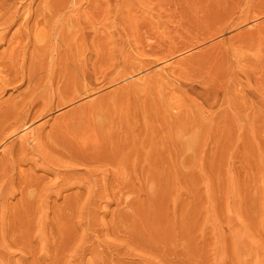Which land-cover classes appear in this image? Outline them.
Here are the masks:
<instances>
[{
	"label": "rangeland",
	"instance_id": "1",
	"mask_svg": "<svg viewBox=\"0 0 264 264\" xmlns=\"http://www.w3.org/2000/svg\"><path fill=\"white\" fill-rule=\"evenodd\" d=\"M3 1L1 5L14 2L12 6L9 3L10 7L19 10L27 7L19 11L23 13L19 20L29 11L33 13L35 7L41 11L43 5H53V0L49 5L47 0L46 4L44 0ZM60 1H53V6L62 7L66 0ZM67 1L69 4L64 6L72 7L64 18L73 13L83 17L81 12H88L84 17L87 26L91 25L86 27V43L77 37L81 50L86 46L82 52L79 50L82 58L77 52L80 44H68L72 49L77 46L74 50L69 46L73 60L78 61L79 56V64L87 60L85 68L83 64H75L80 70L68 64L65 67L69 71L76 70L66 74L63 70L67 59L62 57L66 53L62 50H67L65 42L61 41V46L58 38L42 32L40 36L34 31L38 21L30 20L29 28L34 33L28 36L31 39L22 41L26 45L17 52L25 55L17 56L19 60L14 62L16 67L25 68L23 73L17 71L18 81L8 84L0 96V101L9 103L25 96L38 113H43L40 106L47 98L51 106L38 118L30 119L26 129L23 126L11 135V128L3 131L0 160L12 144L18 145L23 133L37 131L36 125L44 126L39 127L41 132L38 130L36 141L40 145L47 142L46 135L59 141V132L64 135L61 139L69 138L64 143L73 142L61 143L68 149L59 145L58 151L56 145L63 140L56 145L49 140L53 146L48 148L52 144L47 142L45 161L36 156L34 161L28 155L31 160L21 166L30 177L42 180L34 177L40 184L36 182L39 187L37 191L32 188V194L40 192L37 196L42 200V195L48 194V198L37 202L38 209L35 203L34 212L29 208L34 221L28 213L26 216L25 221L32 222L27 225L32 235L29 248L33 249L13 246L7 257L12 259L9 263L51 264L53 257L57 260L52 259V264H264V0ZM47 24L42 26L49 31L46 28L52 24ZM13 26L5 44L0 42V52L19 25ZM37 35L39 40V36L34 37ZM56 56L66 59V63L62 59L64 64H60ZM8 61L5 58L0 68L6 71L9 67L8 72H15L11 69L16 67ZM58 71L64 74L58 75ZM49 92L50 98L46 95ZM67 97L74 99L56 107L59 99ZM36 104L40 105L38 109ZM86 125L89 130L84 129ZM57 127L65 130L58 131ZM81 139L86 147L78 144ZM77 147L90 152L84 149L82 155ZM93 150L99 155L93 156ZM88 156L93 160L90 163ZM48 157L51 162L56 159V164L46 162ZM64 157L66 161L61 160ZM86 162L93 163L88 166ZM18 218L13 219L14 224ZM43 244L53 246H48L50 252ZM24 253V261L20 258L19 262Z\"/></svg>",
	"mask_w": 264,
	"mask_h": 264
},
{
	"label": "bare ground",
	"instance_id": "2",
	"mask_svg": "<svg viewBox=\"0 0 264 264\" xmlns=\"http://www.w3.org/2000/svg\"><path fill=\"white\" fill-rule=\"evenodd\" d=\"M10 1V0H9ZM13 1V0H12ZM11 1V2H12ZM40 1V0H39ZM46 0H44V3L46 4V2L48 1L49 2V0H47L46 2H45ZM53 1H55V0H53ZM52 1V3L51 4H53L54 5V2ZM61 1H63V0H61ZM60 1V2H61ZM76 1V0H75ZM74 1V3H76ZM82 1V0H81ZM86 1V0H85ZM3 2H5L6 3V0L5 1H3ZM37 2V1H36ZM47 2V5H49L50 4V2L48 3ZM59 2V3H60ZM65 2V4H66V2H68L67 0L66 1H64ZM73 2V1H72ZM10 3V2H9ZM9 3L8 4H5V5H1L0 4V42L2 41L4 44H5V37H6V35H7V33L9 32V30H11V27L14 25V24H18L19 26H17L16 28V30L14 31V32H12V34H11V37H9V39H8V43H6V45H5V49H4V51H2V52H0V63H3V60L5 59V58H7L9 61V63L8 64H10L11 66H13V67H16V59H17V56H20V55H18V49H20V50H22L23 48H24V45H26L25 43H22V41L25 39L26 40V38H28V36H30L31 35V33H34L33 32V30H31L29 27V25H30V20H32V21H34V20H37L38 21V23H36L37 25H35V30L34 31H36V33L37 34H40L41 32L42 33H44L43 35H45L46 34V36H48V37H50V38H56V40H57V38L60 40V45H61V43L64 41L65 42V45H66V49L67 50H62V51H66V53H65V56H62V57H65L66 59H67V63L65 62V60L66 59H63L62 57H60V62H59V57H57L58 56V54H57V56H56V59H57V61L60 63V64H64V63H61L62 61V59L64 60L63 62H65L66 64H64V67H65V65H68L69 64V66L68 67H71V65H75V64H77L78 66H80L81 64H83L84 66V68H85V63H84V61H86L87 62V60H84V61H82V63L81 64H79V60H80V56H81V54H80V51L79 50H81V48H80V46H82L81 45V43H79V41H78V38L77 37H79V40H81V42L83 43L84 41H83V39H85V31H86V29L88 28V26L89 25H91V24H89L88 26H87V22H86V20H85V17L84 16H87V14L86 13H88V12H85V11H83V12H85L84 14L81 12V14L82 15H84L83 17L82 16H76L77 14L75 13V15H74V13L72 14V16H71V14H68V15H70V16H68V17H65L64 18V14H65V16H67L66 14V12L68 11H70V7H72V5L68 8L67 6H64L65 4H63V2L60 4V5H62L63 4V6L61 7V6H59V4H57L58 6H56V4H55V6H45V5H43V7H42V5L40 6V7H42V9H41V11L38 9V8H34V12L33 13H30L31 11H29L28 13L29 14H27V15H24L25 17H22L23 15V13L22 12H20L19 13V11L20 10H22V11H24L25 9L27 10V7L24 5V6H21V8L22 9H18V7H10V5H9ZM14 3V2H13ZM12 3V4H13ZM32 3V2H31ZM30 3V4H31ZM57 3V2H56ZM83 3V2H82ZM11 4V3H10ZM12 4H11V6H12ZM15 4V3H14ZM37 4H39V3H37ZM68 4H69V2H68ZM27 5V4H26ZM32 5V4H31ZM15 6V5H14ZM26 7V8H25ZM74 7V6H73ZM33 8V7H32ZM24 9V10H23ZM35 9H38V10H35ZM74 9V11H75V8H73ZM73 9L71 10V11H73ZM82 10H84L83 9V7L81 8ZM80 9V10H81ZM30 10H31V8H30ZM76 10H77V6H76ZM79 10V9H78ZM78 10H77V12H78ZM32 11H33V9H32ZM26 12L27 11H25L24 13L26 14ZM79 14H80V12H78ZM19 14H21L20 16H21V20H19ZM80 14V15H81ZM6 15H8V17H5ZM87 19V18H86ZM89 19V18H88ZM18 20L20 21V22H18ZM37 21H35V22H37ZM88 22H89V20H87ZM35 22H33V23H35ZM53 22V23H52ZM46 23H48L47 25H49V23L50 24H52L51 26H48L49 28H46L47 30L49 29V31H46L44 28H45V26H42V25H44V24H46ZM32 24V23H31ZM46 25V26H47ZM55 25V26H54ZM16 26V25H15ZM37 26H39V28H36ZM41 26V27H40ZM14 27V26H13ZM31 27H33V26H31ZM87 27V28H86ZM33 29H34V27H33ZM31 30V31H30ZM36 33H35V35H36ZM10 34V33H9ZM42 34H40V36H41ZM32 36V35H31ZM30 36V37H31ZM39 35H37V36H34L35 38L36 37H38ZM40 36H39V38H38V40L40 39ZM46 36H45V38H46ZM34 37H32V38H34ZM43 37V36H42ZM8 38V37H7ZM34 38V39H35ZM77 38V39H76ZM28 39H31V38H28ZM37 39V38H36ZM35 39V40H36ZM49 39V38H48ZM24 40V41H25ZM58 40V41H59ZM87 40V39H86ZM33 42H35L34 40H32ZM51 41V40H50ZM58 41H56V42H58ZM62 41V42H61ZM7 42V41H6ZM30 42V41H29ZM37 43H39L38 41H36ZM43 42V41H42ZM72 42V43H71ZM73 42H76L77 44H80V45H78L79 46V49L77 50V52H78V54H80V56H79V59H78V61L76 60V58H75V60L77 61H75V60H73V56H71L72 54L70 53L71 51H70V48H71V50H74V49H72V47L70 46V45H68V44H74ZM32 43V42H31ZM48 42L46 41V44H47ZM59 43V42H58ZM86 42H84V44H85ZM9 44V47H8V49H6L7 47V45ZM23 44V45H22ZM29 44V43H28ZM27 44V45H28ZM1 45V44H0ZM37 46H38V44H36ZM63 45V44H62ZM61 45V46H62ZM75 45V44H74ZM69 46H70V48H69ZM84 47V49H82V50H85V47L86 46H83ZM63 48V47H62ZM64 49H65V47H64ZM19 50V51H20ZM82 50H81V52H82ZM22 52V51H21ZM21 52H20V54H21ZM24 52V51H23ZM76 52V53H77ZM5 53V54H4ZM63 53V52H62ZM74 53H75V51H74ZM84 53V52H83ZM61 53H59V55H60ZM25 54H23V56H24ZM76 55V54H75ZM76 55V56H77ZM23 56H20V57H23ZM77 56V57H78ZM82 56H83V54H82ZM82 56H81V58H82ZM49 57H50V55H49ZM75 57V56H74ZM85 57V56H84ZM86 57H87V55H86ZM19 58V57H18ZM22 59V58H21ZM25 59V58H24ZM50 60L52 59L51 57L49 58ZM17 60H19V59H17ZM45 60H46V58H45ZM53 60H55V59H53ZM21 61V60H20ZM47 61V60H46ZM14 62H16V63H14ZM19 62V61H18ZM21 62H24V61H21ZM21 62H19V64L21 63ZM58 62H56V63H58ZM7 63V62H6ZM42 63H45V61H43ZM49 63V62H48ZM54 63H55V61H54ZM59 63H58V65L57 66H61V65H59ZM14 64H15V66H14ZM41 64V63H40ZM51 64V63H50ZM51 65H53V64H51ZM55 65V64H54ZM1 66V65H0ZM22 66H23V64H22ZM21 66V67H22ZM41 66V65H40ZM43 66H45L44 64H43ZM49 66V65H48ZM63 66V65H62ZM61 66V67H62ZM82 66V65H81ZM2 67V66H1ZM7 67H8V65H7ZM12 67V68H13ZM42 67V66H41ZM47 67V66H46ZM46 67H44V68H46ZM56 67V66H55ZM63 67V68H64ZM67 67V68H68ZM74 67H76L77 69H79L80 67H77L76 65L74 66ZM82 67V69H84ZM9 68V67H8ZM8 68H7V70L5 71V70H3V68H0L1 70H0V96H2V94L6 91V86H8V84H12V82L14 81H18V80H16V76H17V71L20 73H23V70H24V68L25 67H23V70H22V68H19V66L18 67H16L15 69H11V67H10V69L11 70H16L15 72H8ZM57 69L56 70H59V68L58 67H56ZM66 68V67H65ZM65 68H64V72H66V74H69L68 72H70L71 71V73H73V71L74 70H76L75 68H74V70L72 71V69L73 68H71V70L69 71L67 68H66V70H65ZM48 69H49V67H47V71H48ZM52 69V71H53V67H51L50 66V70ZM3 70V71H2ZM46 70V69H45ZM60 70H62V68H60ZM80 70V69H79ZM52 71H49V72H52ZM78 71V70H77ZM85 71V70H84ZM59 72V73H58ZM58 72H56V75H57V73H58V75H61V73H62V75L64 74V72H61V71H58ZM76 72V71H75ZM25 73V72H24ZM53 74H54V72H52ZM76 73H78V72H76ZM79 73H81V75L80 76H82L83 74L82 73H84L83 71L82 72H79ZM50 74V73H49ZM49 74H46V75H49ZM65 74V76H67ZM21 74H19L18 76H20ZM69 75H71V74H69ZM68 75V76H69ZM22 76H23V74H22ZM22 76H20L21 78H22ZM45 76V75H44ZM64 76V77H65ZM79 76V75H78ZM24 77V76H23ZM27 77V76H26ZM46 77V76H45ZM72 77V76H71ZM76 76H74V78H75ZM21 78H20V80H21ZM44 78V77H43ZM48 78H49V76H48ZM52 78H54V76H52L51 75V78L50 79H52ZM67 78V77H66ZM74 78H71V80L72 79H74ZM82 78V77H81ZM23 79V78H22ZM47 79V78H46ZM45 78H44V80H46ZM49 79V80H50ZM78 79H79V77L77 78V81H78ZM83 79V78H82ZM85 79V78H84ZM19 80V81H20ZM30 80V79H29ZM48 80V79H47ZM68 80V79H67ZM54 82V80L52 79L51 80V82ZM75 81V80H74ZM74 81H72V82H74ZM76 81V82H77ZM29 82V81H28ZM42 82V81H41ZM40 82V83H41ZM51 82L49 81V83L51 84ZM52 82V83H53ZM84 82H85V80H84ZM38 83V82H37ZM80 83V79H79V82L78 83H76L77 85ZM82 84H83V82H81ZM81 84V85H82ZM40 85H42V84H40ZM71 85L73 86V87H75L76 85H75V82L72 84L71 83ZM80 85V86H81ZM34 86V85H33ZM37 86H39V83H38V85ZM43 86V85H42ZM46 86V85H45ZM48 86V85H47ZM72 86L70 87V88H72ZM83 86H85V85H83ZM83 86H81V87H83ZM87 86V85H86ZM85 86V87H86ZM44 87V86H43ZM43 87H41V88H43ZM49 87H52V85L51 86H49ZM84 87V88H85ZM34 88H36L35 90L37 91L38 89H37V87L35 86ZM40 88V87H39ZM79 88V87H78ZM44 89V88H43ZM42 89V90H43ZM45 89H46V87H45ZM58 89L60 90V88H59V85H58ZM81 89V88H80ZM31 90V89H30ZM76 90H77V87H76ZM82 90V89H81ZM81 90L79 91V90H77L78 92H81ZM87 90H89V89H87ZM34 91V90H33ZM33 91H30V93L32 92L33 93ZM38 91H40V90H38ZM43 91H45V90H43ZM47 91V90H46ZM75 91V90H74ZM35 92V91H34ZM42 92V91H41ZM51 92V91H50ZM50 92L49 93H47L46 95H48V94H50ZM58 92V91H57ZM89 91H87L86 92V89H85V93H88ZM29 93V94H30ZM31 93V94H32ZM38 93H40V92H38ZM45 93V92H44ZM82 93V92H81ZM83 93H84V91H83ZM82 93V94H83ZM90 93V92H89ZM35 94V93H34ZM40 94H43V92L42 93H40ZM44 95V94H43ZM71 95V94H70ZM28 96V95H27ZM31 96V95H30ZM35 96H39V98H40V96H42V95H38V94H35ZM34 96V97H35ZM45 96V95H44ZM51 96V95H50ZM50 96L48 95V97L50 98ZM77 96H79V95H77ZM77 96H74V97H76L77 98ZM33 97V96H32ZM31 97V98H32ZM43 97V96H42ZM74 97H67V98H62V99H59L58 100V102H57V105H56V107H60L61 105H63V104H65V103H67V102H70V101H72L73 99H74ZM24 98H25V96H24ZM24 98H22L20 101H17V102H12V103H9V102H3V100L2 101H0V141H3L4 140V136H2V134H3V131L4 130H8L9 128H11L12 129V131H11V133H10V135L13 133L14 134V132L16 131V130H18V129H21V128H23V126H25L26 125V123L30 120V119H35L36 117L38 118L39 117V115L41 116V113L42 112H40V113H38L37 112V110L35 111L34 109H32L31 108V106H32V102H31V100L30 101H27L28 99H24ZM27 98V97H26ZM38 98V99H39ZM47 98V97H46ZM14 99V98H13ZM44 99V98H43ZM33 101H34V103H36L35 102V98L34 99H32ZM47 100H48V98H47ZM47 100H46V102L43 104V106L41 105H39L40 107H43L42 108V111H43V113H45L44 112V110L43 109H45V108H47L48 107V105H49V101L47 102ZM14 101H15V99H14ZM39 101V100H38ZM41 101V100H40ZM39 101V102H40ZM45 100H42V102H44ZM41 102V103H42ZM38 103V102H37ZM34 106V105H33ZM32 106V107H33ZM38 104H36V108L38 109ZM50 108H51V106H49ZM47 108V110L48 109H50V108ZM33 108H35V106L33 107ZM34 110V112L32 113V111ZM46 110V109H45ZM38 113V114H37ZM42 113V114H43ZM104 118V117H103ZM74 119H76V117L74 118ZM82 121H83V119H81ZM89 120H90V118H89ZM98 120V119H97ZM104 120H105V118H104ZM75 121V120H74ZM73 121V123H75ZM87 121V120H86ZM92 121V120H91ZM84 122H85V120H84ZM101 122V121H100ZM103 122V121H102ZM43 122H41V124H42ZM81 123V122H80ZM79 123V124H80ZM98 123V122H97ZM96 123V124H97ZM106 123V122H105ZM44 124V123H43ZM42 124V125H43ZM69 124V123H68ZM77 124V123H76ZM103 124V123H102ZM59 125V124H58ZM74 125V124H73ZM87 125L89 126V124L87 123ZM87 125L86 126H84V129L87 127ZM90 125H91V123H90ZM60 126V125H59ZM67 125H65L64 124V127H65V129L63 128V127H61V128H63V131L65 130L66 131V133H68L67 132V127H66ZM70 126V125H69ZM68 126V127H69ZM78 126V125H77ZM76 126V127H77ZM93 126H94V124H93ZM92 126V127H93ZM40 127V126H39ZM39 127H37V125H36V128H38V129H36L37 131H29L28 133H27V131H26V133H23V136L22 137H19L20 138V140L17 142L18 143V145H11V147H9V149L6 151V153L2 156V158H1V160H0V264H8L9 263V260L11 261L12 259H8L9 257H10V249L14 246V247H16V248H20V250H26L27 248L29 249V250H32V249H30L31 248V242H30V239L32 240V238H31V236L32 235H30V233H31V228L27 225V223H32V222H28V221H25V220H27L26 219V216H29V215H31V213H28V212H30V210H33V212H34V209L37 207V202L38 201H41L42 199H41V196L39 197V196H37V195H39V193H37L35 196L32 194L34 191H37L36 190V188L38 189V187H39V185H37L36 184V182L37 183H39L40 184V182H38V181H42V180H38V177H35V175H33L32 177H30L31 175H29V172L27 173V171H25L24 172V170H22V168H21V166L23 165V163H25L26 161L28 162V160L30 159L31 160V157L30 156H32V157H34V158H32L34 161H35V159H36V157L37 158H39V159H41V160H43V158L45 159L46 158V156H45V154H43L44 152H43V150H45L46 148H47V142H49V140H50V142H51V138L49 139V137H48V135H46L47 137H48V140H47V137H44L45 136V134H44V136L42 135V139H43V137L44 138H46V141L47 142H42V144L40 145V144H38L37 143V139L39 138V131L38 130H40V132H41V130L42 129H39ZM44 126H42V127H40V128H43ZM71 127V126H70ZM75 127V129H77ZM95 127V126H94ZM102 127V126H101ZM27 128V126H25V128L24 129H26ZM61 128H59V129H61ZM71 128H73V127H71ZM70 128V129H71ZM23 129V130H24ZM55 129V128H54ZM54 129H53V131H54ZM58 129V127H57V130L58 131H62V130H59ZM83 129V128H82ZM86 129H88L89 130V128L87 127ZM98 129H99V126H98ZM34 130H35V127H34ZM51 130V129H50ZM90 130H91V127H90ZM94 130V129H93ZM21 131V130H20ZM58 131H57V133H58ZM76 131V130H75ZM84 131V130H83ZM86 131V130H85ZM84 131V132H85ZM23 132V131H22ZM52 132V131H51ZM50 132V133H51ZM55 132V131H54ZM77 132V131H76ZM49 133V132H48ZM48 133H46V134H48ZM59 133H61L62 135H63V133L62 132H59ZM82 133V132H81ZM95 133V132H94ZM9 134V133H8ZM18 134V133H17ZM52 134V133H51ZM51 134H49V135H51ZM60 134V135H61ZM75 134V133H74ZM74 134H72V135H74ZM78 134H80V133H78ZM85 134H86V132H85ZM92 134V133H91ZM4 135V134H3ZM10 135H8V136H10ZM41 135V134H40ZM58 136L57 135V137L58 138H60L61 139V136ZM82 135V134H81ZM87 135V134H86ZM89 135V134H88ZM96 135H97V133H96ZM52 136H55L56 137V135H54V134H52ZM64 136V135H63ZM76 136H78V135H76ZM85 136V135H84ZM92 136V135H91ZM98 136V135H97ZM6 137V136H5ZM56 137V138H57ZM67 137V136H66ZM70 137H71V135H70ZM79 137V136H78ZM77 137V138H78ZM82 137V136H81ZM94 137V136H93ZM7 138V137H6ZM41 138V137H40ZM64 138V137H63ZM63 138L61 139V140H63ZM68 138V137H67ZM91 138V137H90ZM18 139V138H17ZM59 139V141H55V140H52V143H54L53 141H55V145H56V143L57 142H60L61 140ZM65 139V138H64ZM69 139V138H68ZM68 139H66V140H68ZM79 139H80V137H79ZM79 139H76V140H79ZM85 139V138H84ZM66 140H63L62 142H60L59 144L57 143V150L59 151V145L60 146H64V145H61V143H64V141H66ZM86 140V139H85ZM84 140V142L82 141V139H81V142H79L78 144H81L82 142L83 143H86V141ZM93 140V139H92ZM98 140H99V138H98ZM32 141H35V144L33 145L32 144ZM43 141V140H42ZM74 141H75V137H74ZM88 141H90V140H88ZM94 141V140H93ZM97 141V140H96ZM4 142V141H3ZM14 142V141H13ZM49 142V143H50ZM69 142H72V141H70L69 140ZM68 141L66 142V143H69ZM76 143L78 142V141H75ZM74 142V143H75ZM39 143H41V141L39 142ZM52 143H50V144H52ZM66 143H64V144H66ZM73 143V142H72ZM75 143V144H76ZM182 143V142H181ZM49 144V145H50ZM77 144V145H78ZM96 144V143H95ZM54 145V146H55ZM68 145H71V143L70 144H68ZM73 145V144H72ZM71 145V146H72ZM81 145H85V144H81ZM81 145H79V147H82ZM98 145V144H97ZM53 146V144L50 146V147H48V148H50V149H52L51 147ZM66 146V145H65ZM64 146V147H65ZM70 146V147H71ZM76 146V145H75ZM94 146H96V145H94ZM64 147H63V149H64ZM69 147V146H68ZM69 147V148H70ZM73 147H74V145H73ZM79 147H77V149L79 148ZM85 147H86V145H85ZM91 147V146H90ZM89 147V148H90ZM181 147H182V145H181ZM7 148V147H6ZM54 148V147H53ZM61 148V147H60ZM65 148H67V146L65 147ZM72 148V147H71ZM76 147H74V149H75ZM93 148V147H92ZM92 148H90V150L92 149ZM49 149V150H50ZM55 149H56V147H55ZM54 149V150H55ZM68 149V148H67ZM67 149H64V151L65 150H67ZM84 151H87V152H90V151H88V149L87 148H82ZM87 149V150H86ZM95 149V148H94ZM48 150V149H47ZM56 150V151H57ZM62 150V149H61ZM70 150V149H69ZM73 150V149H72ZM71 150V151H72ZM78 150H80V149H78ZM83 150L80 152L81 154L83 153ZM64 151H63V154H62V156H64ZM74 151H77L76 149L74 150ZM94 151H96V150H93L92 152V154H93V156H95V154H98V153H94ZM5 152V151H4ZM60 152H62V151H60ZM67 152H69L68 150H67ZM73 152V151H72ZM45 153H49V151H46ZM51 153V152H50ZM56 153V152H55ZM66 153V152H65ZM77 153H78V151H77ZM76 153V154H77ZM69 154H71V153H69ZM84 154V153H83ZM82 154V155H83ZM28 155H30L29 156V158L27 157ZM47 155H50V154H47ZM53 155H55L54 153H53ZM57 155H59V154H57ZM56 155V156H57ZM88 155V154H87ZM87 155L85 154V157L87 158ZM90 155H91V153H90ZM99 155V154H98ZM36 156V157H35ZM61 156V157H62ZM67 156H68V154H67ZM66 156V157H67ZM71 156H73V153H72V155H69V157H71ZM74 156H77V155H74ZM68 157V158H69ZM84 157V158H85ZM89 157V163H90V161H93V160H91L90 159V157L91 156H88ZM98 157V156H97ZM52 158V157H51ZM54 158H55V156H54ZM67 158V159H68ZM72 158V157H71ZM78 158H80L79 156H78ZM83 158V157H82ZM94 158V157H93ZM114 158V157H113ZM70 159V158H69ZM76 160H78L77 159V157L75 158ZM98 159V158H97ZM115 159V158H114ZM113 159V160H114ZM117 159V158H116ZM47 160H49V161H46V162H51L50 161V158L48 157L47 158ZM54 160H56V159H54ZM54 160H53V162H51V163H49V164H51L52 165V163H54V165L56 164L55 162H54ZM61 160H65L66 161V159H65V157H64V159H61ZM72 160V159H71ZM80 160H82V159H80ZM84 160V159H83ZM87 160H88V158H87ZM94 160L96 161V159L94 158ZM100 161L99 162H101V159H99ZM43 161H45V160H43ZM65 161H62V162H65ZM73 161H75L74 159H73ZM85 161V160H84ZM107 161V160H106ZM45 162V163H46ZM68 163H69V161H67ZM79 162V161H78ZM107 162H109V161H107ZM112 162V161H111ZM34 163V162H33ZM59 163H60V161H59ZM93 163V162H92ZM92 163L91 164H87V162H86V164L89 166V165H92ZM96 163H98V162H96ZM114 162H112L111 164H113ZM71 164H74V163H71ZM82 164H85V163H82ZM110 164V163H109ZM116 164V163H115ZM59 165H62L61 163L59 164ZM95 165V164H94ZM29 166V165H28ZM34 166H35V164H34ZM42 166V165H41ZM57 166V165H56ZM67 166H68V164H67ZM70 166V165H69ZM27 167V166H26ZM54 167V166H53ZM60 168V167H59ZM71 168V167H70ZM75 168V167H74ZM112 168H113V166H112ZM116 168V167H115ZM29 169V168H28ZM32 169V168H31ZM37 169V168H36ZM48 169V168H47ZM61 169V168H60ZM63 169V168H62ZM114 169V168H113ZM118 169H119V167H118ZM34 170V169H33ZM50 170V169H49ZM67 170V169H66ZM69 170V169H68ZM67 170V171H68ZM91 170H92V168H91ZM95 170H97V167H95ZM117 170V169H116ZM29 171V170H28ZM51 171V170H50ZM50 171H49V174H51L50 173ZM61 171V170H60ZM85 171H86V169H85ZM118 171V170H117ZM32 172V171H31ZM52 172V171H51ZM62 172H63V170H62ZM97 172V171H96ZM27 173V174H26ZM33 173V172H32ZM31 173V174H32ZM53 173V172H52ZM56 172H54L53 174H55ZM61 173V172H60ZM59 173V174H60ZM67 173V172H66ZM116 173V172H115ZM119 173V172H118ZM64 174V173H63ZM68 174V173H67ZM74 174V173H73ZM83 174V173H82ZM52 175V174H51ZM65 175V174H64ZM69 175V174H68ZM93 175V174H92ZM121 175V174H120ZM46 176V175H45ZM52 176H54V175H52ZM71 176V175H70ZM82 176V175H81ZM95 176V175H94ZM34 177H35V179L36 180H38V181H36V180H34ZM66 177H67V175H66ZM73 176H71V178H72ZM96 177V176H95ZM40 178V177H39ZM43 178V177H42ZM47 178V177H46ZM58 178V177H57ZM90 177H88V179H89ZM49 179V178H48ZM75 179V178H74ZM81 179H82V177H81ZM86 179V178H85ZM118 179V178H117ZM34 180V182H35V184H32V182L31 181H33ZM55 180V176H54V179H53V181ZM77 180V179H76ZM90 180H91V178H90ZM49 181H50V179H49ZM60 181H62V178H61V180ZM59 181V182H60ZM69 181V180H68ZM70 181H71V179H70ZM75 181V180H74ZM92 181V180H91ZM97 181V180H96ZM33 182V183H34ZM52 182V181H51ZM51 182H50V184H51ZM65 182V181H64ZM63 182V183H64ZM87 182V181H86ZM115 182V181H114ZM42 183V182H41ZM46 183V182H45ZM53 184H54V182H52ZM69 183V182H68ZM75 184H76V182H74ZM81 183V182H80ZM118 183V182H117ZM116 183V184H117ZM61 184V183H60ZM75 184H73V186L75 185ZM69 185V184H68ZM82 185V184H81ZM84 185H86V184H84ZM38 186V187H37ZM41 186H42V184H41ZM43 186H45V185H43ZM47 186V185H46ZM51 186V185H50ZM62 186H63V184H62ZM77 186V185H76ZM75 186V187H76ZM83 186V185H82ZM88 186V185H87ZM57 187H59L58 185H57ZM65 187H66V185H65ZM65 187H64V189H65ZM68 187H70L71 188V186H68ZM74 187V188H75ZM86 187V186H85ZM89 187V186H88ZM88 187H86V188H88ZM116 187V186H115ZM32 188H34V189H32ZM48 188V187H47ZM67 188V187H66ZM114 188V187H113ZM34 190V191H30V190ZM40 189V188H39ZM43 189V188H42ZM41 189V190H42ZM45 189V188H44ZM44 189H43V191H44ZM55 189V188H54ZM67 189H69V188H67ZM80 189V188H79ZM82 189H84V188H82ZM46 190V189H45ZM59 190V189H58ZM62 190V189H61ZM71 190V189H70ZM86 190V189H85ZM39 191V190H38ZM50 191H51V189H50ZM77 191V190H76ZM75 191V192H76ZM89 191V190H88ZM91 192V191H90ZM52 193H55V192H52ZM59 193H60V191H59ZM42 194H46V193H42ZM50 194H51V192H50ZM58 194V193H57ZM61 194V193H60ZM89 194V193H88ZM41 195V194H40ZM48 194H46L45 196H47ZM79 195V194H78ZM77 195V196H78ZM43 197V195H42V198H43V200H47V198H48V196L47 197ZM51 196H52V194H51ZM67 196V195H66ZM69 197V196H68ZM73 197V196H72ZM75 197V196H74ZM38 198V199H37ZM51 198V197H50ZM55 198V197H54ZM54 198H52V199H54ZM58 198V197H57ZM62 198V197H61ZM77 198V197H76ZM79 198V197H78ZM40 199V200H39ZM64 199V198H63ZM14 200H16L14 203H13V201ZM43 200H42V202H43ZM65 200H67V199H65ZM51 201V200H50ZM53 201V200H52ZM36 203V207L34 208V204ZM56 203V202H55ZM42 204V203H41ZM67 204H69L68 202H67ZM48 206V205H47ZM47 206L45 207L44 205H43V207H45V208H47ZM50 206V205H49ZM32 207L34 208V209H32ZM41 207V206H40ZM39 207V208H40ZM29 208H30V210H29ZM64 208V207H63ZM66 208V207H65ZM37 209H38V207H37ZM55 209V208H54ZM58 209V208H57ZM44 210V209H43ZM51 210V209H50ZM35 211H37V210H35ZM46 211V210H45ZM48 211V210H47ZM32 212V211H31ZM52 212H53V210H52ZM27 213L29 214V215H27ZM56 214V213H55ZM34 215V214H33ZM39 215V214H38ZM36 216H37V214H36ZM19 217V218H18ZM21 217V218H20ZM35 217V216H34ZM41 217V216H40ZM19 219V221H18V223L17 224H14L13 223V219ZM31 218H32V215H31ZM33 219V218H32ZM5 220H7V221H5ZM10 220H11V223H13V224H10ZM29 220V219H28ZM35 219H33V221H34ZM5 221V222H4ZM15 221V220H14ZM32 221V220H31ZM17 222V221H16ZM55 223V222H54ZM15 225V226H14ZM26 225V226H25ZM34 226V225H33ZM53 226V225H52ZM35 227V226H34ZM37 227V226H36ZM43 227V226H42ZM41 227V228H42ZM37 229V228H36ZM40 230H42V229H40ZM33 231H35V230H33ZM52 231H54V230H52ZM38 232H39V230H38ZM34 233H36V232H34ZM39 233H37V235H38ZM51 234V233H50ZM53 234H54V232H53ZM52 234V235H53ZM35 235V234H34ZM30 237V238H29ZM37 237H39V235L37 236ZM44 237V236H43ZM54 237V236H53ZM12 238V239H11ZM56 238V237H55ZM58 238V237H57ZM9 239H11L10 241H9ZM38 239V238H37ZM40 239V238H39ZM7 241H8V243H7ZM11 241H13L12 242V244H11ZM55 241V240H54ZM56 242H57V240H56ZM38 244V243H37ZM44 245V244H43ZM55 245V244H54ZM45 247L47 246V245H44ZM48 246H50V245H48ZM48 246H47V248H48ZM30 247V248H29ZM38 248H39V246H37ZM42 246H40V248H41ZM44 247V248H45ZM51 247V246H50ZM53 247V246H52ZM51 247V248H52ZM37 248V249H38ZM55 248V247H54ZM13 249V248H12ZM42 249V248H41ZM10 250V251H9ZM35 250V249H34ZM39 250V249H38ZM28 251V250H27ZM47 251V250H46ZM48 251H49V248H48ZM57 251H58V248H57ZM30 252V251H29ZM28 252V253H29ZM31 252H33V251H31ZM34 252H36V251H34ZM39 252V251H38ZM50 252V251H49ZM51 252H52V250H51ZM54 252V251H53ZM60 252L62 253V251L60 250ZM55 253V252H54ZM22 254V253H21ZM25 254H27V253H24L23 255H21L20 257H19V262H20V258H24L25 259V257H24V255ZM33 254V253H32ZM51 254V253H50ZM49 254V255H50ZM53 254V253H52ZM56 254V253H55ZM59 254V253H58ZM12 255V254H11ZM29 255V254H28ZM30 255H31V253H30ZM48 255V256H49ZM18 256V255H17ZM35 256V258H36V255H34ZM55 256H57V255H55ZM54 256V257H55ZM8 257V258H7ZM33 257V256H32ZM11 258H13L12 256H11ZM15 259V258H14ZM13 259V260H14ZM24 259H23V261H24ZM27 259V258H26ZM34 259V258H33ZM38 259H40V258H38ZM50 259V258H49ZM52 259H55V258H51L50 260V262H51V264H52ZM18 260V259H17ZM41 260V259H40ZM57 259H55V261H56ZM67 259H64V261H63V263L66 261ZM47 261V260H46ZM54 261V260H53ZM31 262V261H30ZM30 262H29V264H30ZM34 262V261H33ZM38 262V261H37ZM58 262V261H57ZM60 262H62V260L60 261ZM11 263V262H10ZM9 263V264H10ZM22 263V262H21ZM35 263H36V260H35ZM44 263V262H43ZM46 263V262H45ZM54 263H56V262H54ZM12 264H16L15 263V261H13V263ZM40 264H42V263H40ZM77 264V263H76Z\"/></svg>",
	"mask_w": 264,
	"mask_h": 264
}]
</instances>
